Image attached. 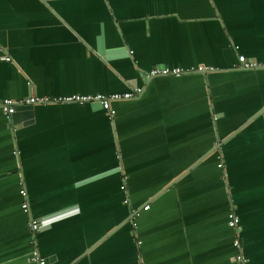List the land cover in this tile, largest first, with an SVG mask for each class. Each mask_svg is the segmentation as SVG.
<instances>
[{
  "label": "crops",
  "instance_id": "obj_1",
  "mask_svg": "<svg viewBox=\"0 0 264 264\" xmlns=\"http://www.w3.org/2000/svg\"><path fill=\"white\" fill-rule=\"evenodd\" d=\"M138 86L0 108V264H264V0H0V97Z\"/></svg>",
  "mask_w": 264,
  "mask_h": 264
},
{
  "label": "built area",
  "instance_id": "obj_2",
  "mask_svg": "<svg viewBox=\"0 0 264 264\" xmlns=\"http://www.w3.org/2000/svg\"><path fill=\"white\" fill-rule=\"evenodd\" d=\"M9 58V57H8ZM239 64L246 68H254L258 66L259 64L253 60H248L244 54H240L239 57ZM212 67H208L205 65H199L197 68H190L185 69L180 66H167V65H160L157 64L154 67H152L148 72V77H153L157 75H181L185 72L194 71V70H209ZM212 70V69H210ZM143 91V87L138 86L135 87L129 91L125 92H113V93H96V94H73L71 96H66L64 98H57L52 99L50 97L44 96V97H38V96H27L22 98H11V97H0V108L2 111L8 116L11 117V115L16 111V108L18 105L21 104H35V103H45V102H51L53 100H68V101H77L79 103H87V102H98L103 109H105L109 116H113L116 113V109L113 107V101L116 100H124L129 98H134L138 95H140ZM223 161H220L218 163L219 167H223ZM125 188V185L122 186ZM21 194L23 195V203L22 207L26 211L29 210L30 204H29V198L27 195V190L25 187L21 188L20 190ZM125 202H129V199L126 198ZM149 204H146L144 208H148ZM139 212L136 211V214ZM48 216H43L40 218H33L31 217L30 220V228L32 232L35 233L39 230L41 226V221L47 219ZM229 225L234 229L235 231V238L233 241V245L237 248L236 254H235V260L239 264H248V258L244 254L241 243H240V216L232 209L229 213ZM32 260L36 261L38 264H47V258L40 255L37 248H35L32 252V256L30 257Z\"/></svg>",
  "mask_w": 264,
  "mask_h": 264
},
{
  "label": "water",
  "instance_id": "obj_3",
  "mask_svg": "<svg viewBox=\"0 0 264 264\" xmlns=\"http://www.w3.org/2000/svg\"><path fill=\"white\" fill-rule=\"evenodd\" d=\"M34 107H35V104H21V105H18L17 108H16V111L11 115L14 119V121L16 119H19L21 121H25L27 120L26 122H30L29 119L33 118L34 116ZM220 144H222V141L219 142ZM220 149V145H218L216 148L213 149V151H216ZM139 211V209H138ZM32 255H30L31 257ZM50 260L47 259V264H49Z\"/></svg>",
  "mask_w": 264,
  "mask_h": 264
},
{
  "label": "bare ground",
  "instance_id": "obj_4",
  "mask_svg": "<svg viewBox=\"0 0 264 264\" xmlns=\"http://www.w3.org/2000/svg\"><path fill=\"white\" fill-rule=\"evenodd\" d=\"M134 201V200H133Z\"/></svg>",
  "mask_w": 264,
  "mask_h": 264
}]
</instances>
